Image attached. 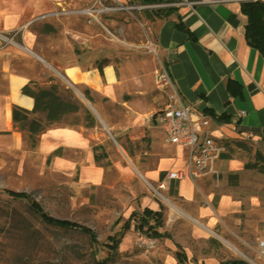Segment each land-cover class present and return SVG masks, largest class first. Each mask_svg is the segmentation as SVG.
<instances>
[{
  "label": "crops",
  "instance_id": "0c3cea01",
  "mask_svg": "<svg viewBox=\"0 0 264 264\" xmlns=\"http://www.w3.org/2000/svg\"><path fill=\"white\" fill-rule=\"evenodd\" d=\"M116 1L147 8H174L166 17H147V22L154 34L159 60L169 70L182 99L209 115L210 135L222 144L242 140L264 153L261 148H264V56L245 13L252 1L160 0L155 4L142 0ZM94 2L0 0V32L19 30L16 43L0 46V76L5 81L4 88L0 89V153L16 152L19 168L35 153L39 155L40 169L49 168L68 178L76 177L77 183L127 187L125 222L129 220L131 231L153 227L159 240L153 253L162 264L169 258L177 264V252L184 263L215 261L219 264L221 257L211 252L203 254L196 247L200 243L221 244L216 234L217 223L222 224L243 212L244 207L264 221V211L255 202L258 195L242 189L243 180L256 172L245 168V162L252 155H238L243 150L234 145L230 152L224 144L226 150L221 154L230 152L231 157L220 154L215 160L218 174L196 180L188 178L191 185L185 195L181 192L183 180H165V188L158 186L162 172L186 169L188 164L187 151L166 141L169 151L158 159L155 168L137 169L150 180L134 183V174L124 173L118 167L119 163L111 155L112 146L106 144V139L95 138L94 127L85 126L83 116L79 121H67L74 115L70 113L48 125L38 135L35 149L28 146L27 133L14 126V105L28 110L34 107L33 97L22 92L26 84L33 86L31 82L40 87L59 83L85 106L86 89L93 98L119 100L122 77L117 76L115 65L109 62L99 68L97 63L109 57L105 47L95 44L96 34L77 28L70 21L77 10ZM121 102L128 107V138L131 141L143 139L146 129L151 127L146 121L149 113L137 110L129 99ZM36 116L44 118L45 114L36 113ZM139 117L142 122L135 123ZM249 131L257 135L256 142L244 138ZM147 142H151L150 138ZM98 143L103 144L108 153L111 164L107 167L95 162L93 145ZM256 144L259 147L254 146ZM55 151L58 153L54 154ZM50 155L51 161L47 164ZM92 164L99 170L98 180L82 181L84 169ZM147 174L157 175V179ZM224 199L228 207L223 212L220 206ZM145 211L161 212L162 224L157 225L156 217Z\"/></svg>",
  "mask_w": 264,
  "mask_h": 264
},
{
  "label": "rangeland",
  "instance_id": "374dc122",
  "mask_svg": "<svg viewBox=\"0 0 264 264\" xmlns=\"http://www.w3.org/2000/svg\"><path fill=\"white\" fill-rule=\"evenodd\" d=\"M147 9L151 8L123 5L116 0H95L91 6L77 10L70 19L73 26L97 35L95 44L104 46L109 54L101 60L113 63L117 76L122 77L119 100L96 97L85 102L97 120L92 129L95 138L106 139V144L113 148L111 155L119 163L118 167L124 173L134 174V183L150 180L137 169L155 168L158 159L169 151L162 131L153 123L143 139L131 141L128 138V107L121 102L129 99L131 105L148 115L158 112L168 102L166 92L156 84V70L163 64L159 50L151 51L150 42L155 45L156 42L144 14ZM14 38L18 41V33ZM4 86L5 81L0 76V89ZM70 93L74 98L75 94ZM82 115L81 111L67 121H79ZM140 122L142 117L135 121ZM244 154L247 153L241 151L238 155ZM121 164L128 167L123 169ZM243 182L242 189L256 193L255 202L264 211V174L252 172ZM128 199L127 187L77 183L75 178L49 168L40 169L39 155L35 153L19 168L16 152H1L0 264H162L153 253L157 248L145 253L136 245V234H152L151 228L131 231L130 227H125L123 214ZM32 201L55 218L89 227L96 233L97 241H91L88 234L79 230L44 222L33 212ZM215 227L221 244L200 243L197 250L203 254L215 253L221 261L241 259L248 264H264V253L259 250V242L264 239V221L257 213L244 207L243 212ZM113 237L121 239L116 253L111 249Z\"/></svg>",
  "mask_w": 264,
  "mask_h": 264
},
{
  "label": "trees",
  "instance_id": "16d2710c",
  "mask_svg": "<svg viewBox=\"0 0 264 264\" xmlns=\"http://www.w3.org/2000/svg\"><path fill=\"white\" fill-rule=\"evenodd\" d=\"M144 3L149 4H155L159 3L160 0H154V1H148V0H142ZM174 11L173 7H156L144 10V14L146 17L153 18H163L168 15H170ZM245 13L247 14L251 24L252 28L255 32L256 39H257V46L258 49L261 51V53L264 56V1L257 0L252 1L250 5L245 9ZM104 60H99L98 66L99 68L104 64ZM33 86L30 84H26L22 88V92L24 94H27L34 99V107L32 110H28L25 108H22L18 105H14L12 109V119L14 122V126L18 129L25 131L27 133L26 137L29 141L30 149H35L37 147L38 143V135L45 130V128L54 123L55 121H59L62 119L65 115L70 113H80L83 112V120L84 124L87 127H94L96 126L97 122L95 117L93 116L92 112L83 104L78 103L70 93V90L63 87L59 83H51L48 87H40L35 82H31ZM86 97L93 101V97L90 95V92L88 89L85 90ZM36 113H44L45 117L41 118L36 116ZM148 141V138H147ZM149 143V142H148ZM228 149H230L232 152L234 149L232 146L240 147L243 151L247 153V155L252 157L248 159L245 162V168L254 170L259 173L264 174V153L259 148H254L253 146H250L247 142L242 140H231L224 143ZM93 151H94V159L95 162L100 165L107 167L111 164L108 153L105 150V147L103 144H94L93 145ZM223 153L221 154L222 157L229 158L231 157V154ZM58 152H54L56 154ZM52 155L48 157L47 164L50 163ZM104 161V163H103ZM164 175V172L161 173V176ZM76 178V177H75ZM25 197H27L25 195ZM31 208L33 212L38 214L40 218L50 224L54 225L56 227H60L63 229H70V230H79L85 234H88L91 241L96 242L97 236L96 233L93 232L89 227L83 226L81 224H78L74 221H70L67 219H58L51 215H49L47 212H45L41 206L35 202H31ZM148 215H152L156 217V224L161 225L162 220L161 212L152 213L149 211H145ZM125 227H129V220L125 222ZM152 230L153 236H157V232L153 230V227L150 226ZM113 242L111 243V249L113 250V253H116L118 246L121 242L120 238H114ZM212 243L213 240H210ZM176 257L178 259L177 264H183V259L180 254V252L176 253ZM106 263V262H105ZM219 264H248L244 260L241 259H229L220 261Z\"/></svg>",
  "mask_w": 264,
  "mask_h": 264
},
{
  "label": "built area",
  "instance_id": "2783aa9c",
  "mask_svg": "<svg viewBox=\"0 0 264 264\" xmlns=\"http://www.w3.org/2000/svg\"><path fill=\"white\" fill-rule=\"evenodd\" d=\"M18 32L19 30L11 33L0 32V46L16 43L14 37ZM150 47L151 51L157 53V45L150 42ZM156 84L159 89L166 92L168 102L158 112L148 115L146 121L160 128L168 144L177 146L188 153L187 168L166 170L159 181V188H165V180L180 182L184 178L196 180L209 174H218L214 163L226 147L210 135L209 115L182 99L165 65H161L156 70ZM244 138L253 142L258 140L253 131L246 132ZM158 243L156 236L146 232L136 234V245L145 253L156 249ZM259 250L264 253V239L259 242Z\"/></svg>",
  "mask_w": 264,
  "mask_h": 264
},
{
  "label": "bare ground",
  "instance_id": "6f19581e",
  "mask_svg": "<svg viewBox=\"0 0 264 264\" xmlns=\"http://www.w3.org/2000/svg\"><path fill=\"white\" fill-rule=\"evenodd\" d=\"M88 12V10H86ZM98 172L99 170L92 164L91 166L87 167L84 169L82 176H81V180L82 181H86V180H98ZM147 176L149 177H154V175H150L147 174ZM155 178V177H154ZM191 185L190 179L188 178H184L183 182H182V187H181V192L183 194H187V188H189ZM228 207L227 202L225 201V199L222 201L221 203V211H226ZM166 264H173V260L172 259H168ZM208 264H215V261H209Z\"/></svg>",
  "mask_w": 264,
  "mask_h": 264
}]
</instances>
